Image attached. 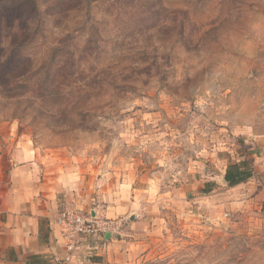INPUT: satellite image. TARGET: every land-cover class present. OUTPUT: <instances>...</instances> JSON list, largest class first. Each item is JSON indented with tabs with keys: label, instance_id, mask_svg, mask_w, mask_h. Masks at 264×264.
<instances>
[{
	"label": "clouds",
	"instance_id": "clouds-1",
	"mask_svg": "<svg viewBox=\"0 0 264 264\" xmlns=\"http://www.w3.org/2000/svg\"><path fill=\"white\" fill-rule=\"evenodd\" d=\"M141 4L17 0L18 38L0 40V264H264V0H185L155 25ZM24 147L45 174L31 193ZM56 155L79 170L51 185L76 225L40 191Z\"/></svg>",
	"mask_w": 264,
	"mask_h": 264
},
{
	"label": "rangeland",
	"instance_id": "rangeland-1",
	"mask_svg": "<svg viewBox=\"0 0 264 264\" xmlns=\"http://www.w3.org/2000/svg\"><path fill=\"white\" fill-rule=\"evenodd\" d=\"M106 2L107 0H58V11L60 13H70L74 9H83L84 7L91 9L93 6L99 9ZM184 2L185 0H142L141 7H143L147 13L143 16V21L152 25L159 24L163 20L169 18L173 12L184 4ZM16 3L17 0H0V29L3 30V34L0 35V40L7 39L9 37H12L13 39L18 38L17 35L11 31L12 21L19 14L16 11ZM160 70L162 71L163 68ZM178 123L181 127H184L186 124L183 118H181ZM54 143H58V141H55ZM25 149L29 150L28 147L18 148L17 150ZM57 151H59V149H57ZM17 158L18 160H21L20 157L17 156ZM45 160H55L57 163L58 173L62 174L64 179L67 177H72L74 179V181H70L69 189L76 186L78 180V169L72 168L66 171L61 169L58 165L63 163V161L59 155L46 157ZM42 166L46 167L45 164H42ZM0 167L2 169H6V162L0 160ZM64 188L66 189V187ZM61 204L63 205V208L65 206H71L66 200H62L60 202V205Z\"/></svg>",
	"mask_w": 264,
	"mask_h": 264
},
{
	"label": "crops",
	"instance_id": "crops-1",
	"mask_svg": "<svg viewBox=\"0 0 264 264\" xmlns=\"http://www.w3.org/2000/svg\"><path fill=\"white\" fill-rule=\"evenodd\" d=\"M17 156L20 157L21 160H18ZM14 162L17 167L16 176L18 177L20 184L24 186L26 192L31 193L33 181L37 178L36 174L45 175L42 172V168L36 166L35 161L32 160L31 152L26 149L16 150ZM29 162H31V168H29ZM41 163L45 164L48 169L46 179L41 183L40 186L41 193L47 192L49 194L45 200V204L46 206H48L49 203H56L57 205H60L62 200L58 198L55 189L51 187L52 181L55 178L54 173H58L57 163L55 160H43ZM0 169L2 168L0 167ZM58 174L59 184L63 185V187H66V189L70 191L72 188L69 189V184L70 181H74V179L72 177H67L64 179L62 174ZM38 203H40V201H37V204ZM33 211H36L35 205L33 206ZM37 214L43 215V213Z\"/></svg>",
	"mask_w": 264,
	"mask_h": 264
},
{
	"label": "built area",
	"instance_id": "built-area-1",
	"mask_svg": "<svg viewBox=\"0 0 264 264\" xmlns=\"http://www.w3.org/2000/svg\"><path fill=\"white\" fill-rule=\"evenodd\" d=\"M60 214L62 217L67 218L69 222L73 223L74 225L81 222L80 216L72 210L71 206H65Z\"/></svg>",
	"mask_w": 264,
	"mask_h": 264
}]
</instances>
